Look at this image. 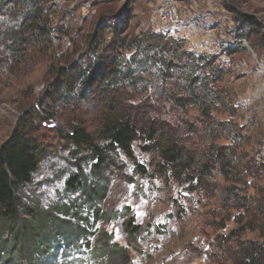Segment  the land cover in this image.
Here are the masks:
<instances>
[{
    "label": "trees",
    "instance_id": "16d2710c",
    "mask_svg": "<svg viewBox=\"0 0 264 264\" xmlns=\"http://www.w3.org/2000/svg\"><path fill=\"white\" fill-rule=\"evenodd\" d=\"M71 1L0 0V80L49 63L42 102L23 111L0 145V258L5 264H22L23 257L35 260L36 251L43 256L30 264L81 262L73 252L86 239L88 225L85 228L83 221L91 222L81 217L79 205L69 214L82 222L72 223L26 206L20 196L53 151L52 139L57 135L61 147L84 161L77 162L78 171L67 179L66 189L85 190L88 203L92 202V218L112 214L104 212L102 205L107 170L120 154L133 159L139 173L148 174L136 161L138 149L156 158L159 175L167 183L186 185L184 189L199 202L220 190L219 201L213 203L219 213L237 211L238 229L233 238L222 236L225 242L219 241L218 250L226 242L233 243L215 257L219 258L215 263L264 264V195L263 191L249 192L258 188L264 159L242 151L236 123L215 116V112L232 113L230 93L223 85L228 69L222 53L191 50L184 38L168 30L134 34L127 26L131 14L121 11L110 18L113 23H105L110 19L102 16L82 45H73L70 54H59L56 41L68 31L58 24L57 16L62 2ZM98 1L104 0L95 4ZM89 114L93 115L91 123ZM61 120L66 122L63 127L58 125ZM220 138L226 142L216 143ZM91 161L97 177L94 182L83 175L84 164ZM218 176L226 184L219 186ZM25 215L34 225L27 224ZM51 223L60 233L51 229ZM123 224L130 238L141 231L133 216ZM35 229L36 235L31 232ZM247 230L257 232V238L245 239ZM26 236L33 237V242L23 253ZM102 236L103 246L92 252L94 258L105 250L123 256L126 249L112 235L102 232ZM60 248H65L63 262L58 260ZM10 255L16 260L10 261Z\"/></svg>",
    "mask_w": 264,
    "mask_h": 264
},
{
    "label": "rangeland",
    "instance_id": "374dc122",
    "mask_svg": "<svg viewBox=\"0 0 264 264\" xmlns=\"http://www.w3.org/2000/svg\"><path fill=\"white\" fill-rule=\"evenodd\" d=\"M96 1L62 2L57 19L58 24L66 27L68 34L56 41L59 54H70L73 45H82L102 16L110 19L121 11L131 14L127 26L132 33L154 31L151 23L152 0H104L95 4ZM174 1L191 16V20L213 28L218 37L231 43L224 51L218 37L210 39L202 33L172 31L177 38H184L191 50L222 53L228 69L223 85L230 93L232 113L215 112V116L236 123L240 128L236 132L241 135L242 151L264 159V0ZM103 21L113 23V19ZM48 67L49 63H43L27 74L10 79L4 75L0 80V145L9 137L23 111L42 102L48 83ZM88 117L91 123L93 115L89 114ZM59 123L61 127L66 124L64 120ZM225 142L224 138L216 141L219 144ZM61 143V138L55 135L52 139L53 151L42 161L33 181L22 189L20 196L26 206L72 223L77 220L82 222L81 218L75 217L74 220L73 215L69 214L70 211L75 212L79 205L81 217H86L91 223L83 221L85 228L88 225V232L86 239L80 243L89 246L87 249L84 245H81V249L76 246L79 251L73 252L74 257L80 258L78 264H218L215 263L218 257H215L223 253L224 248L228 251L232 245L233 241L226 242L218 250L219 241L224 240L222 236L230 235L233 238V231L238 229L234 221L237 211L225 209L219 213L220 208L213 204L219 201L220 190L215 189L212 197L199 202L197 197H192L184 189L186 185L167 183L159 175L156 158L138 149L136 161L147 168L148 174L139 173L135 161L120 154L107 170L108 188L102 205L104 212L111 211L112 214L100 220H96V216L92 218L90 207L93 206L89 201V207L85 190L66 189L67 179L78 171L77 162L84 161L79 159L80 156L76 160V155L67 147H61ZM92 164L93 161L83 166V175L88 182H94L97 178L92 172ZM98 182L103 184L102 179H98ZM217 184L220 186L226 182L218 176ZM256 185L258 188H250L249 192L255 194L256 191H263L264 195V173ZM129 216H133L135 223L141 226L140 233L134 238H130L124 230L123 223ZM23 219L28 225H34L30 216L25 215ZM51 224V229L56 232ZM31 232L37 234L36 229ZM102 232L112 235L113 241L126 249L123 256L105 250L101 257L94 258L92 252L103 246L100 241ZM257 236V232L249 230L243 235L245 239H255ZM55 237L57 244H60L59 236ZM25 240L21 245L23 253L33 242V237L26 236ZM64 251L65 248L59 249V262L64 261ZM35 253V260L23 257L22 264L37 263L39 255H43ZM8 259L15 261L16 257L10 255ZM0 264H5L1 258Z\"/></svg>",
    "mask_w": 264,
    "mask_h": 264
},
{
    "label": "built area",
    "instance_id": "2783aa9c",
    "mask_svg": "<svg viewBox=\"0 0 264 264\" xmlns=\"http://www.w3.org/2000/svg\"><path fill=\"white\" fill-rule=\"evenodd\" d=\"M151 23L154 30L173 31L184 33H202L210 39L217 38L213 28L203 25L202 23L191 20V16L184 13L174 0H152L151 2ZM219 44L224 48L230 46V42L218 37ZM216 52L215 50H212Z\"/></svg>",
    "mask_w": 264,
    "mask_h": 264
}]
</instances>
